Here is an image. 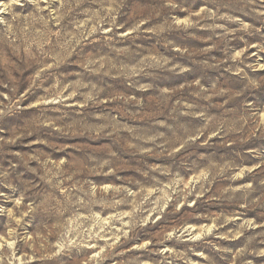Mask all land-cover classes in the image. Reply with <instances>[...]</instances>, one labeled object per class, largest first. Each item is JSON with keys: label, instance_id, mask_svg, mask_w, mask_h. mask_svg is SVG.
<instances>
[{"label": "rangeland", "instance_id": "1", "mask_svg": "<svg viewBox=\"0 0 264 264\" xmlns=\"http://www.w3.org/2000/svg\"><path fill=\"white\" fill-rule=\"evenodd\" d=\"M0 264H264V0H0Z\"/></svg>", "mask_w": 264, "mask_h": 264}]
</instances>
